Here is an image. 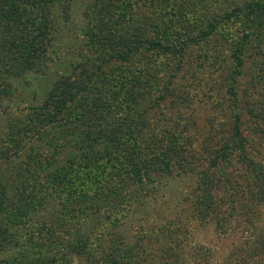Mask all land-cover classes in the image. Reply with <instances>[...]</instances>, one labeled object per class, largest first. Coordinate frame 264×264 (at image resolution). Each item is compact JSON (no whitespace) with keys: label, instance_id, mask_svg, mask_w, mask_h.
<instances>
[{"label":"rangeland","instance_id":"374dc122","mask_svg":"<svg viewBox=\"0 0 264 264\" xmlns=\"http://www.w3.org/2000/svg\"><path fill=\"white\" fill-rule=\"evenodd\" d=\"M176 1L187 3L180 16L202 27L250 0ZM112 5L0 0V264H264V13L251 20L260 50L243 51L235 102L227 92L230 50L200 39L177 55L148 51L151 31L145 39L141 21L108 22ZM96 40L103 48H91ZM119 41L134 51L130 59L97 65V50L118 49ZM122 63L132 75L144 66L141 79L153 81L143 83L122 132L140 173L114 177L84 198L67 166L107 155L100 139L87 137L102 125L86 109L88 91L98 85L110 97L115 81L101 86L97 75L118 76ZM65 90L66 109L56 100ZM72 102L84 117H69ZM230 137L235 147L225 157ZM127 196L119 227L96 234Z\"/></svg>","mask_w":264,"mask_h":264},{"label":"trees","instance_id":"16d2710c","mask_svg":"<svg viewBox=\"0 0 264 264\" xmlns=\"http://www.w3.org/2000/svg\"><path fill=\"white\" fill-rule=\"evenodd\" d=\"M110 1L113 5L111 13L107 16L109 19L108 22L118 25H134L136 21H141L144 25L143 28L147 29L143 35V38L145 39L150 38L147 34L151 31L152 37L147 43L148 47H146L148 51L156 49L164 53L177 55L182 53L184 49L191 47L194 44L199 45L200 39L204 40L203 46L212 45V42H214L215 44L222 46L224 50H230L231 56L225 58L227 62L232 60L233 64L230 76L231 80L229 81L227 92L236 102V76H238V73H241L245 64L244 59L241 57L243 51L249 47L251 51L259 54L260 43L257 38L252 37L253 34L249 35V29L252 25H254V22L251 20L254 19L257 14L264 13V0H250L242 3L240 6L237 5L235 10L225 12L223 17L218 13L213 14V19L205 24L203 23L202 27L199 26V23H197L198 21L191 19L184 20V15L183 17L180 16L179 11L181 8V11H183L184 14L187 13L185 10V7H187V5H185L187 4L186 1H182L181 8L176 0ZM143 6L146 8L145 10L147 11V14L144 12ZM149 6L150 9L148 13L147 8ZM140 9L142 10L140 11ZM141 14H145L147 16L144 17V21L142 20ZM224 20H232L234 23H239V27H237L236 32L227 30L222 26L220 27V22ZM195 28L198 30L196 35L189 32V30L193 31ZM115 29H113L114 32L113 30L110 31L112 35L111 37L118 39L121 38L117 28ZM218 35H220V37ZM104 42L105 40L93 41L91 48H103L105 44ZM117 43L121 46H119L118 49L115 47L113 51L97 50L99 52V56L96 55L98 59L96 57L95 63L102 66V64L112 61L127 62L134 51L122 48L124 45L120 41L115 44ZM205 54H207V59L211 60V53ZM124 65L125 64L122 63V68L118 73V76H109L106 75V73L103 75H97L95 72H91L88 78V81H91L92 83V76L97 75V81L101 86H105L111 82V80H114L115 84L113 90H111V96L107 98L104 97L98 85H94V87L91 86L88 91V93L90 92L88 94L90 102L86 108L88 112H93L94 120L97 122L100 120V125L102 124L99 128L100 130H96L93 135H91L92 133H89L87 137L89 138V136H92V143L94 144H96V142L100 139V143L103 146H106L103 152H107V155L94 162H83L67 166L70 174H67V169L64 170L68 179L77 181L79 188L85 190L83 195L84 198L90 199L92 196H96L99 192L102 193L103 186L114 177L120 178L131 173L134 175H138L140 173V165L138 164V160L140 159L139 155L137 153H130L124 147L125 139L122 137V132L126 126L129 128L132 124L131 115H133V107L137 104L136 99L141 93L143 83L148 82V84L151 85V82L153 81H149L152 80L150 74H147L146 79H141L140 74L143 72L144 66L143 69L142 67L139 68L138 74L132 75V68L129 69V67H126L127 65ZM63 80H66L67 82V76H64ZM65 91H61L56 98L59 102H63L61 106L64 109L67 108V100H63V98L69 93V91ZM85 92H87L86 87ZM70 98L72 99L73 97L71 96ZM85 100H87V98H85ZM83 107L84 106L80 107L79 104L76 105L72 102V107L68 110L69 117H72L73 119L75 118L76 120H78L79 117H84L86 111L81 110ZM103 117H122V119L125 117L130 118H125L123 121H120L118 118L110 121L107 118L104 119ZM235 118L238 120L236 115ZM235 136H238L237 138L241 137L237 126L235 128ZM110 141L114 142L113 151L110 149V146H107V142ZM84 142H88L87 138ZM234 143V138L230 137V140L223 144L224 149L222 151L224 152L225 157L233 152L235 147ZM108 152H113L114 154L108 155ZM100 160H102V162ZM59 173L64 175L62 170H60ZM97 184L101 186L98 188ZM128 202L129 198L127 196V198L122 200L116 212H114L112 216L113 218L111 217V212H113L115 208L108 215V219L112 218L111 221L106 225H103L104 223H102L98 226L96 234L104 233V231H100L108 226L110 227L109 229H116L119 227L122 222V217L126 213V211L122 210L121 207H124Z\"/></svg>","mask_w":264,"mask_h":264}]
</instances>
